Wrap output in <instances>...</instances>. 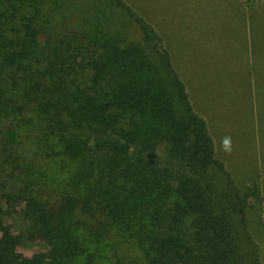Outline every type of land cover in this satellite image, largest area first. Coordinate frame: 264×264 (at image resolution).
<instances>
[{"label": "trees", "instance_id": "obj_1", "mask_svg": "<svg viewBox=\"0 0 264 264\" xmlns=\"http://www.w3.org/2000/svg\"><path fill=\"white\" fill-rule=\"evenodd\" d=\"M65 1L0 0V116L36 128L38 157L78 173L54 198L32 182L2 193L0 264H123V244L145 264H261L248 194L216 157L161 34L124 0L72 14ZM3 202L20 205L26 238L45 237L47 252L19 253Z\"/></svg>", "mask_w": 264, "mask_h": 264}, {"label": "rangeland", "instance_id": "obj_2", "mask_svg": "<svg viewBox=\"0 0 264 264\" xmlns=\"http://www.w3.org/2000/svg\"><path fill=\"white\" fill-rule=\"evenodd\" d=\"M84 1L66 0L63 10L72 14ZM124 1L161 34L193 108L208 122L216 157L248 194L245 231L264 264V0ZM114 10L117 20L127 22L130 37H140L135 23L119 8ZM77 22L75 14L67 25ZM246 22L253 27L251 34L245 33ZM36 135V128L0 116V197L31 182L52 198L64 187L75 188L76 167L39 158ZM3 207L5 222L23 235L21 255L49 250L45 237L26 238L20 205L3 202ZM118 253L123 264H145L134 247L123 244Z\"/></svg>", "mask_w": 264, "mask_h": 264}, {"label": "crops", "instance_id": "obj_3", "mask_svg": "<svg viewBox=\"0 0 264 264\" xmlns=\"http://www.w3.org/2000/svg\"><path fill=\"white\" fill-rule=\"evenodd\" d=\"M244 25L248 28L245 33L250 32V34H251V32L253 31V27L252 26L249 27V25H247V22ZM251 88H254V86L252 85Z\"/></svg>", "mask_w": 264, "mask_h": 264}, {"label": "clouds", "instance_id": "obj_4", "mask_svg": "<svg viewBox=\"0 0 264 264\" xmlns=\"http://www.w3.org/2000/svg\"><path fill=\"white\" fill-rule=\"evenodd\" d=\"M224 145H225V148L227 149L228 146H229V141H228L227 139H225V141H224Z\"/></svg>", "mask_w": 264, "mask_h": 264}]
</instances>
